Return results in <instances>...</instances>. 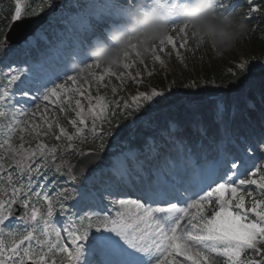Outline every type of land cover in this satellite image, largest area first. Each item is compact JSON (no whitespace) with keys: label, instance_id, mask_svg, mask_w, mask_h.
I'll use <instances>...</instances> for the list:
<instances>
[{"label":"snow or ice","instance_id":"obj_1","mask_svg":"<svg viewBox=\"0 0 264 264\" xmlns=\"http://www.w3.org/2000/svg\"><path fill=\"white\" fill-rule=\"evenodd\" d=\"M183 2L151 0L147 7L156 5L174 16ZM246 2V16L261 13L257 0ZM45 3L55 7L53 0ZM236 7L234 0H220L218 5L225 16L232 15ZM44 11L40 6L27 12L23 0H15L14 10L0 28L5 57L13 51L11 29ZM187 29V24L178 27L173 23L169 35L152 46V61L164 66L160 53L168 45L183 61L179 49L192 40ZM172 33L182 38L179 49ZM137 62L144 64V55L133 50L125 54L121 66L128 70ZM83 63L73 70L75 75L59 84L26 76L25 70L13 69L11 64L0 73V264H91L84 260L83 243L90 236V251L107 248L114 257L101 264H264V152L227 156L183 191L162 188L159 183L134 185L123 174L106 181L94 199L86 186L76 187L85 172L94 174L95 161L104 152V137L112 134L113 127L119 128L113 125L118 114H136L135 126L141 113L150 112L176 92L173 82L164 89L153 87L128 98L109 99L101 89L111 85L112 96L117 97L127 80L142 84L141 73L117 72L111 67L97 73L98 62ZM235 67L238 71L227 86L216 85L214 80L183 85L188 91L179 98V108L197 122L207 113L218 126H227L235 115L234 97L256 89L259 105L249 101L247 109L258 111L264 123V75L259 80L250 78L252 69L246 60ZM86 72L91 81L85 77V84H80L78 77ZM112 77L119 86L111 83ZM30 92L35 94L27 99ZM29 103L35 108L26 107ZM199 131L207 135V125ZM89 138L92 143L100 140L98 150L85 152L78 147ZM70 153L79 156L76 163L65 159ZM61 178L64 184L59 183ZM57 217L62 218L60 225Z\"/></svg>","mask_w":264,"mask_h":264},{"label":"clouds","instance_id":"obj_2","mask_svg":"<svg viewBox=\"0 0 264 264\" xmlns=\"http://www.w3.org/2000/svg\"><path fill=\"white\" fill-rule=\"evenodd\" d=\"M219 3L220 0H184L170 16L165 8L147 7L144 0H129L119 19L104 36L90 43L84 55L101 67L117 69L130 51L149 55L152 46L169 35L173 23L178 27L188 25L194 45L211 48L217 56L224 55L247 37L248 25L234 14L221 13ZM81 62L77 55L73 67Z\"/></svg>","mask_w":264,"mask_h":264},{"label":"trees","instance_id":"obj_3","mask_svg":"<svg viewBox=\"0 0 264 264\" xmlns=\"http://www.w3.org/2000/svg\"><path fill=\"white\" fill-rule=\"evenodd\" d=\"M57 0H53L55 3ZM237 4H242L243 8L239 14V18L244 21L250 20L252 23L249 25L250 34L252 35L251 41L249 42V47L247 50L249 52H245V60L248 62L252 71L250 72V78L259 80V78L264 75V0H257V3L261 4L262 11L261 13L253 14L250 18L245 14L249 10V5L246 0H235ZM4 2L2 6L4 10H11L14 8L15 0H0V3ZM27 2H31L32 5L38 6H46L45 0H27ZM9 12H6L5 15H8ZM7 23V20L4 18H0V28ZM2 33H0L1 37ZM210 63L203 64L194 69L193 74H177L176 82V92L165 102H160L157 104L155 110L150 115L151 121L148 124L142 125L138 127V129L134 132V134L130 137V141L133 144H142L146 141L147 136H158L159 138L163 135V130L169 127L170 123H175L180 126V131L178 135L189 136L191 134H195L196 136H200L199 129L203 125H207L208 134L206 135L205 144L208 145L209 141L216 142L220 139L221 130L227 133L236 135V127L246 128L247 130H252L251 127L247 124L249 121L248 117L253 119V121H257V112L251 111L247 109V105L249 101L259 102L258 91L254 89L253 91L247 94L237 95L233 99V105L235 110L234 117L228 122L227 126L225 125H217L212 121V118L209 114L205 113L203 116V120L197 122L194 118L186 113L184 110L179 108V98L183 95L184 92L188 91L183 85L189 83L190 81L196 80L197 82H201L203 80H214L215 84L225 85L227 86L228 82L233 78V76H229L231 78L225 77V80L220 81L223 77L221 73V69L216 64V61L210 56ZM241 58L235 52L233 53L232 60L239 61ZM223 64L225 67H235V63H232L230 58H225L223 60ZM237 69V68H236ZM159 82H163L161 77H159ZM213 87V86H210ZM167 108L166 111L162 110L163 107ZM157 114V115H156ZM119 149V146H117Z\"/></svg>","mask_w":264,"mask_h":264},{"label":"rangeland","instance_id":"obj_4","mask_svg":"<svg viewBox=\"0 0 264 264\" xmlns=\"http://www.w3.org/2000/svg\"><path fill=\"white\" fill-rule=\"evenodd\" d=\"M146 2L148 5L151 1H149V2L146 1ZM110 3L111 2H109L108 0H91V3L86 8V11L84 13L82 12V14L79 17H77L73 20L74 24L77 26L78 29H80L79 27H82V26H83L82 28L86 29L85 25H86L87 21L89 20V18L90 17L91 18L96 17V16H98L99 13H103V12L106 13L105 18H111L114 13H116L117 17H120V14L122 13L121 10L114 8ZM112 11H114V12H112ZM172 35L174 36L176 43H177V48L179 49V45H180V43H182V38L179 35H177L176 33H172ZM39 36L42 37V34L39 33ZM246 46H247V42L244 39L235 48H237L239 50H241L243 48L247 49ZM189 49H191V50H189ZM179 50L181 51V54L184 56L183 61H181L175 55L176 50L172 49L171 45H168L166 50L164 52L160 53L162 55V57L165 59V65L164 66H161L159 64V62H153L151 59V55L149 54L147 56H144V64H140L139 62H137L131 69H128V70L124 69L122 66L115 69L117 72L131 71L133 73V75H135L137 72H140L141 77H139V78H141L143 80V83L137 85L133 81L127 80L125 82L123 88L118 91L117 97L112 96L111 85L109 86L108 89H101V94L106 93L109 99L118 98L120 96L128 98L130 95H133L138 91H150L151 88H153V87L158 89L157 85L161 86V83L159 82L158 77H157L158 72H163V75H167L165 77L166 82H167L166 85L169 86L170 84H172L171 78L174 77L177 70H179L181 68L192 70L195 67L196 61L202 62V59L209 58V53H212L213 55H215V52L211 48L195 47L192 40L189 41L188 47H186L185 49H179ZM54 51H55V56H57L59 58V56H60L59 52L56 49H54ZM60 59H62V58L60 57ZM132 59H136L134 53L132 55ZM86 62L91 63L92 60L87 59ZM83 66H84V63L80 64L76 68H71V69H68V66H67L65 68V72L60 73V76H58V77H60L59 79L56 78V75H53V77H51V79L48 78V76L41 77L40 75H38V77L41 78L42 80L54 81L56 84L64 83L66 81L67 76H72V75L76 74V72L73 71L74 69H79ZM103 70H104L103 67L94 69V71H96L97 73H102ZM148 71H152L153 75H151V76L147 75ZM85 77H87L88 80L91 81V77L86 72L84 74V76L78 77L80 84H85ZM21 78L23 79L24 77L22 76ZM107 82H108V80L106 79L105 83H107ZM68 83L70 84V82H68ZM111 83L119 86L120 82L115 77H112ZM48 86L51 87L52 84L50 83ZM92 93H93V95H96L94 82H93ZM34 94L35 93L32 92L31 96H33ZM35 103L40 104L41 108H43V106H44L42 101L37 100ZM26 107L35 108V104L29 103L26 105ZM69 115H71V113ZM113 125H115V123ZM114 129H115V127H113V129H112V133H114ZM25 138L28 139L27 136ZM15 143H19V140L18 139L15 140ZM124 156H126V154L123 155V157ZM87 178L88 179L86 182L90 183V181L94 178V174H89V175L87 174ZM241 178H245V177H241ZM252 189H253V191H255V186H252ZM68 243L70 244V241Z\"/></svg>","mask_w":264,"mask_h":264},{"label":"water","instance_id":"obj_5","mask_svg":"<svg viewBox=\"0 0 264 264\" xmlns=\"http://www.w3.org/2000/svg\"><path fill=\"white\" fill-rule=\"evenodd\" d=\"M44 21V19H38V24L39 23H42ZM97 160L95 161V164H96Z\"/></svg>","mask_w":264,"mask_h":264}]
</instances>
